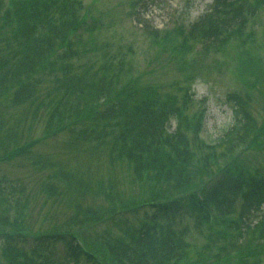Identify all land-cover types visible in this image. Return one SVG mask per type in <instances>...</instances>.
Wrapping results in <instances>:
<instances>
[{
	"label": "trees",
	"instance_id": "obj_1",
	"mask_svg": "<svg viewBox=\"0 0 264 264\" xmlns=\"http://www.w3.org/2000/svg\"><path fill=\"white\" fill-rule=\"evenodd\" d=\"M248 2L212 0L209 8L189 26H177L172 35L178 39L173 51L177 55L176 66L182 71L187 83L197 73L209 72L202 70L196 58L190 57L188 52L193 51L196 43L205 48L210 46L218 49L231 35L241 32L246 15L257 16L258 7L264 5V0H254L253 4ZM145 3L146 0H134V8L138 5L135 16L140 15ZM0 13L1 19L15 20V39L21 45L11 57L0 59L1 64L3 61L9 64L18 62L5 68V80L11 76L26 75L28 71L45 65L60 72L63 76L62 79L58 78V84L65 94H76L83 100L70 106V112L77 115L74 118L69 115L64 117L63 127L72 131V125L79 118H90L102 124L97 132L96 129H81L78 137L85 139L93 138L96 134L105 135L104 128L107 126L114 133L113 142L118 145L119 156L125 155L135 173L146 176L143 180H152L150 185L155 195L140 203L119 207L120 213L137 212L144 208L147 217L145 223L135 228L132 238L130 236L133 233L128 234L130 241L117 237L113 242H107L98 236L91 241L89 237H78L70 230L52 233L47 229L34 231L12 222L11 232L6 235L10 244L4 249L12 252L13 258L18 259L17 264H216L226 256L227 260L236 258L238 264H260L264 245L259 244L257 247L255 235L258 234L264 243V166L249 170L246 167L251 157L246 153L253 150L250 147L262 145L259 135L264 129V123L260 124L246 107L252 99L264 111V96H260L259 90L258 96H251L249 92L252 91L251 86L255 87L263 77L254 66L253 59L251 61L250 57L245 56L240 66V77L248 71L253 79L244 75L241 88L229 91L226 95L233 112L231 123L215 139L207 141L200 135L203 110L188 114L178 104L182 101L186 105L190 100L189 83L183 86L177 84L178 90L182 91L180 95L173 92L163 94L152 83L138 85L136 77L121 86L116 81L117 78L119 80V72L109 76L111 66L102 65V71L106 74L98 83L84 80L77 86L74 84V79H82L70 74V61L82 50L75 47L77 42L72 37L80 30L91 33L96 28V20L90 15L91 9L84 4L81 6L80 1L61 4L53 0H0ZM53 13H56L57 18ZM145 30L160 44L168 37V34L164 36L159 33H168L167 30L146 27ZM124 64V61L119 60L117 65L130 71V66ZM25 78L16 87L24 88L20 97L26 96L31 89L25 87ZM57 110L58 107L53 109ZM261 116L264 119V113ZM114 118H120V121ZM56 119L57 122L61 119L59 111L50 114L46 131H50ZM171 119L177 121L173 129L168 128ZM11 155L12 152L7 156ZM69 176V173L58 172L54 177L68 182ZM166 189L172 192L167 194ZM183 206L189 208L196 227L211 229V236L196 250L198 259L188 263H178L179 257L185 256L184 251L191 245L182 239L188 234V228H182L178 233L172 227ZM116 210L117 207L112 208L109 213L113 214ZM250 214L253 218L257 216L256 220L252 218L254 227L248 222ZM164 219L167 223L163 229L159 221ZM241 226L243 232L238 230ZM231 229L236 236L229 232ZM30 239L33 241V250L28 253L11 245ZM251 239L254 241L252 245ZM55 242L64 245L65 260L62 262L48 258L40 248ZM217 245L218 249L215 250L214 246ZM202 254L207 259H200ZM102 258H106V261Z\"/></svg>",
	"mask_w": 264,
	"mask_h": 264
},
{
	"label": "rangeland",
	"instance_id": "obj_2",
	"mask_svg": "<svg viewBox=\"0 0 264 264\" xmlns=\"http://www.w3.org/2000/svg\"><path fill=\"white\" fill-rule=\"evenodd\" d=\"M53 1L69 4L73 0ZM78 1L81 6L84 4L91 9L90 15L96 20V28L91 33L80 30L72 37L77 42L75 47L82 50L70 61V74L78 75L82 79H74L76 86L84 80L98 83L106 74L102 71V65L111 66L109 76L113 72H119V80L117 78L116 81L121 86L136 77L138 85L152 83L158 86L163 94L173 92L180 95L182 91L178 90L177 84L183 86L189 83L190 100L186 105H183L182 101L178 104L183 106L185 109L182 111L188 114L203 110L202 137L207 141L215 139L232 121L233 112L226 98L227 93L241 88L244 75L253 79V75L248 71L240 77L241 61L245 56L250 57L251 61L253 59V64L258 69L256 70L263 74L259 83L255 87L251 86L252 91L249 92L251 96H258L259 90L260 96H264V5L258 7L257 16L246 15L247 19L242 24L241 32L231 35L223 45L217 47L218 49L210 46L205 48L200 43L194 45L193 51L188 52V55L194 56L199 62V67L209 72L197 73L196 77L187 83L182 71L176 66L177 55L173 46L178 39L172 35L177 26H189L202 15L212 0H146L139 16H135L134 0ZM247 1H250L247 4L254 2ZM53 15L57 18L56 13ZM1 18L3 17L0 13V59H3L11 57L21 45L15 39V20ZM145 27L167 30L168 33L159 32L164 36L168 34L166 41L161 44L156 42ZM119 60L124 61L125 66H130V71L118 66ZM1 62L2 60L0 219L3 220L0 222V264L18 262V259L13 258L12 252H6L4 249L10 244L6 235L11 232L12 222H18L19 226L34 231L47 229L52 233L70 230L78 237H89L91 241L96 236L107 242H113L117 237L130 241L135 228L145 223L147 217L144 208L137 212L120 213L119 207L129 205L128 203H140L155 196L150 185L152 180H143L146 176L135 173L132 163L125 155L119 156L118 145L113 142L114 133L107 126L104 128L105 135L96 134L93 138L85 139L78 137L81 129H96L97 132L102 124L95 123L90 118H79L72 125V131L63 127L64 117L69 115L74 118L77 115L70 112V106L83 100L76 94H65V90L58 84V78L62 79L63 76L60 72L45 65L28 71L26 75L11 76L9 80H5V68L18 62ZM125 71L127 73H124ZM24 78L27 82L25 87L29 86L31 89L26 96L20 97L19 94L24 88L16 87ZM56 107L58 110L53 111ZM246 107L260 124L264 123V119H261L264 111L255 101L250 99ZM58 111L61 113V119H58V122L56 119L50 131H46L50 114ZM114 120L119 122L120 118ZM176 122V119H171L168 128L173 129ZM262 131L259 135L262 145L250 147L249 149L253 150L246 153L251 156L247 161L248 170L264 166V129ZM187 135L190 136L189 131ZM11 152L12 155L7 156ZM58 172L69 173L68 182L55 178ZM166 190L167 194L172 192L171 189ZM240 203L237 204V209ZM116 207L117 210L110 214L111 209ZM188 209L183 206L175 224H172L178 233L182 228H188V234L182 239L191 244L184 251L185 256L179 257L178 263L198 259V246L204 244L211 236V229L208 227H196ZM127 210L129 209H125ZM109 215L111 217H108ZM252 218L250 214L248 222L254 227ZM253 219L256 220L257 216ZM4 220L10 223L7 224ZM166 223L165 219L159 221L163 229ZM241 228L242 226L238 230L243 232ZM130 232L133 235L129 237ZM229 232L236 236L233 229ZM255 239L257 247L259 244L264 245L258 234ZM14 243L11 245L27 253L33 250L32 239L25 243ZM250 243L252 245L254 241L251 239ZM40 248L48 258L57 262L65 260L62 242L47 243ZM214 249H218V245L214 246ZM202 256L200 259H207L206 255ZM227 257L216 264H238L236 258L227 260ZM101 260L106 261V258ZM263 263L264 254L260 264Z\"/></svg>",
	"mask_w": 264,
	"mask_h": 264
}]
</instances>
